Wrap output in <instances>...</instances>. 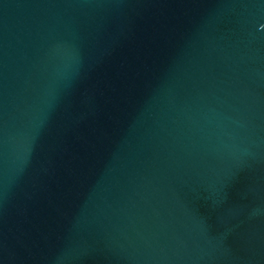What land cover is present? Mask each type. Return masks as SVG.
<instances>
[{
    "label": "water",
    "instance_id": "95a60500",
    "mask_svg": "<svg viewBox=\"0 0 264 264\" xmlns=\"http://www.w3.org/2000/svg\"><path fill=\"white\" fill-rule=\"evenodd\" d=\"M0 264H264V0H0Z\"/></svg>",
    "mask_w": 264,
    "mask_h": 264
}]
</instances>
